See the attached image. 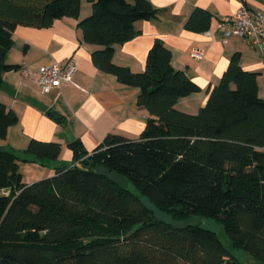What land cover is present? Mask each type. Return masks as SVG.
Listing matches in <instances>:
<instances>
[{"label":"trees","instance_id":"16d2710c","mask_svg":"<svg viewBox=\"0 0 264 264\" xmlns=\"http://www.w3.org/2000/svg\"><path fill=\"white\" fill-rule=\"evenodd\" d=\"M89 16L77 28L93 65L138 89L146 110L137 139L107 135L91 153L79 140L68 144L74 164L54 176L22 182L18 163L56 162L61 146L31 140L25 151L0 149V264H243L199 225L158 219L146 198L174 222L215 219L234 249L264 264V100L257 73L231 56L219 83L197 114L179 111V100L200 88L171 65L170 51L156 39L142 73L113 63L114 47L135 36L134 25L156 17L148 0H87ZM81 0H0V85L17 71L5 57L18 26L47 29L55 20L78 19ZM211 14L195 9L184 27L208 30ZM49 117L57 123L63 118ZM18 121L0 103V140ZM111 174L130 182L134 193Z\"/></svg>","mask_w":264,"mask_h":264},{"label":"crops","instance_id":"0c3cea01","mask_svg":"<svg viewBox=\"0 0 264 264\" xmlns=\"http://www.w3.org/2000/svg\"><path fill=\"white\" fill-rule=\"evenodd\" d=\"M156 17L134 25L135 36L114 47L113 63L142 73L147 54L158 39L170 51L171 65L183 71L200 91L178 101L176 108L187 114H197L205 104L207 92L217 85L227 69L231 56L240 55V67L257 73L258 97L264 100V55L238 36L225 37L217 28L222 18L242 7L264 17V0H148ZM195 9L208 11L212 18L207 31L191 32L184 24ZM91 5L81 0L78 19L64 17L47 29L18 26L13 32V44L5 57L7 65L30 67L22 78L18 70L2 75L0 103L12 110L18 121L10 127L0 149L16 153L26 150L31 140L58 143L61 152L56 162L18 163L26 184L54 176V167L74 164L68 144L79 140L88 153L96 149L109 135L137 139L145 128L148 113L136 104L138 89L118 83L115 76L98 70L91 53L99 49L85 44L77 28L80 20L89 16ZM74 59L76 71L69 83L49 94H41L35 83V70L41 66L64 65ZM54 112L63 118L57 123L49 117ZM24 172H22V171Z\"/></svg>","mask_w":264,"mask_h":264},{"label":"built area","instance_id":"2783aa9c","mask_svg":"<svg viewBox=\"0 0 264 264\" xmlns=\"http://www.w3.org/2000/svg\"><path fill=\"white\" fill-rule=\"evenodd\" d=\"M225 37L238 36L242 42L250 47L258 48L264 55V17L262 14L240 8L234 14L222 18L217 23ZM74 59H69L64 65H49L38 67L35 74V83L41 94H49L59 90L63 84L69 83L76 71ZM31 72L30 67L23 64L18 69L22 78Z\"/></svg>","mask_w":264,"mask_h":264},{"label":"rangeland","instance_id":"374dc122","mask_svg":"<svg viewBox=\"0 0 264 264\" xmlns=\"http://www.w3.org/2000/svg\"><path fill=\"white\" fill-rule=\"evenodd\" d=\"M111 176H112L113 179L117 180V182H119L121 185H123L128 190H130V191H132L134 193H137V191L135 190V188L132 186V184L130 182L126 181L125 179L119 177L116 174H111ZM26 180H28L27 175H23L22 182H24ZM143 201H144V204L149 209H152L154 211V214H155V216L158 219L165 220V221L170 222V223H172L173 225H176V226H185V225L191 224V225H199V226H201L203 228L211 230V231H213L216 234L218 239L222 242V244L225 247H227L231 251L234 250L233 253L238 257V259L243 264H260L252 256L246 254L242 250L234 249L232 247L231 242L229 241V239L225 236V234L223 232V228H222L221 222L219 220L200 218V217H190V218H188L186 220H183V221L174 222V220L170 217L169 214H167L166 212L159 211L146 198H143Z\"/></svg>","mask_w":264,"mask_h":264}]
</instances>
